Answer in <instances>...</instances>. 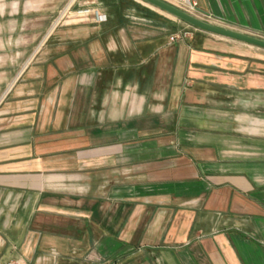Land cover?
<instances>
[{"label": "crops", "instance_id": "0c3cea01", "mask_svg": "<svg viewBox=\"0 0 264 264\" xmlns=\"http://www.w3.org/2000/svg\"><path fill=\"white\" fill-rule=\"evenodd\" d=\"M192 1L264 39V0ZM60 3L0 0V264H264V49Z\"/></svg>", "mask_w": 264, "mask_h": 264}, {"label": "water", "instance_id": "95a60500", "mask_svg": "<svg viewBox=\"0 0 264 264\" xmlns=\"http://www.w3.org/2000/svg\"><path fill=\"white\" fill-rule=\"evenodd\" d=\"M153 7L196 30L207 32L223 38L238 41L256 48L264 49V39L231 30L190 15L183 10L162 0H138Z\"/></svg>", "mask_w": 264, "mask_h": 264}, {"label": "rangeland", "instance_id": "374dc122", "mask_svg": "<svg viewBox=\"0 0 264 264\" xmlns=\"http://www.w3.org/2000/svg\"><path fill=\"white\" fill-rule=\"evenodd\" d=\"M13 1V0H10ZM67 1L64 0V3L54 4V14H53V22L55 23V26L58 28L61 24H64V22H78L82 20L84 17H88L89 15L85 13L87 10H93L95 0H74L72 4H70L69 7H67ZM71 1V0H69ZM127 2V1H126ZM136 4L140 5L143 8H149L148 10H152L153 12L160 14V16H165L169 22H172L174 19L173 17L153 8L148 5H145L144 3L135 0ZM139 2V3H138ZM142 4V5H141ZM83 12V13H79ZM256 48V47H255Z\"/></svg>", "mask_w": 264, "mask_h": 264}, {"label": "built area", "instance_id": "2783aa9c", "mask_svg": "<svg viewBox=\"0 0 264 264\" xmlns=\"http://www.w3.org/2000/svg\"><path fill=\"white\" fill-rule=\"evenodd\" d=\"M178 8L183 10L184 12L190 14V15H193L197 18L208 21L207 18L199 12L196 2H194L192 0H181ZM79 13H83V12H79ZM85 13L93 16V18L99 23L105 22L107 20V17L105 15L101 14L97 9L87 10V11H85ZM193 30L195 31L196 29L186 25L185 28L179 30L176 34H172L170 36L169 40L171 42H179V41L182 42L191 35V32ZM9 264H13V263H9Z\"/></svg>", "mask_w": 264, "mask_h": 264}]
</instances>
